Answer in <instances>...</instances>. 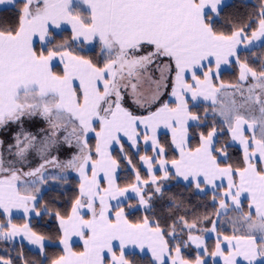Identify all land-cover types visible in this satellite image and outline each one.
<instances>
[{"label": "snow or ice", "instance_id": "1", "mask_svg": "<svg viewBox=\"0 0 264 264\" xmlns=\"http://www.w3.org/2000/svg\"><path fill=\"white\" fill-rule=\"evenodd\" d=\"M0 264H264V0H0Z\"/></svg>", "mask_w": 264, "mask_h": 264}]
</instances>
